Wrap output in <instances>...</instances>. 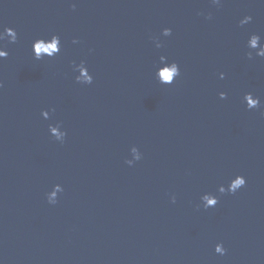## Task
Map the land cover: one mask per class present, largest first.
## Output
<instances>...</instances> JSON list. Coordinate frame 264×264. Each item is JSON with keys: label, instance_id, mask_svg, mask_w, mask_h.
Masks as SVG:
<instances>
[{"label": "water", "instance_id": "95a60500", "mask_svg": "<svg viewBox=\"0 0 264 264\" xmlns=\"http://www.w3.org/2000/svg\"><path fill=\"white\" fill-rule=\"evenodd\" d=\"M0 264H264V0H0Z\"/></svg>", "mask_w": 264, "mask_h": 264}, {"label": "clouds", "instance_id": "9594fccd", "mask_svg": "<svg viewBox=\"0 0 264 264\" xmlns=\"http://www.w3.org/2000/svg\"><path fill=\"white\" fill-rule=\"evenodd\" d=\"M39 47H42V45H40ZM165 75L167 76V73ZM237 183H243V181H237Z\"/></svg>", "mask_w": 264, "mask_h": 264}]
</instances>
